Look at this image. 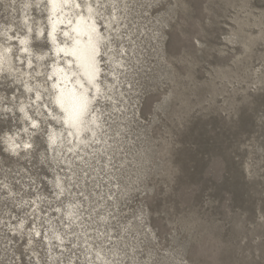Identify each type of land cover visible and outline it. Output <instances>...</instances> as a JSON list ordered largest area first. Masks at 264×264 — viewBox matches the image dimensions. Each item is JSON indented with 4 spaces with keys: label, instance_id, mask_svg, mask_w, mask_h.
<instances>
[{
    "label": "rangeland",
    "instance_id": "374dc122",
    "mask_svg": "<svg viewBox=\"0 0 264 264\" xmlns=\"http://www.w3.org/2000/svg\"><path fill=\"white\" fill-rule=\"evenodd\" d=\"M37 2L0 0V134L28 141L21 105L41 125L31 149L0 148V264H264V0L95 5L110 89L80 155L44 135L64 126Z\"/></svg>",
    "mask_w": 264,
    "mask_h": 264
},
{
    "label": "bare ground",
    "instance_id": "6f19581e",
    "mask_svg": "<svg viewBox=\"0 0 264 264\" xmlns=\"http://www.w3.org/2000/svg\"><path fill=\"white\" fill-rule=\"evenodd\" d=\"M44 1L46 2L47 6L46 29L43 31L40 27H38L35 31L38 34L41 32L43 33V36L46 37V42L51 47V49L55 44V46L67 48L68 52L75 50L77 56L80 57V60L78 61L76 56L65 55L64 53L56 54L55 52H51L50 60L52 61V65L49 68L50 72L48 75L51 76V74L57 69L66 71L67 68L71 66L74 71L80 74L79 78L85 87L88 88L89 96L93 101L83 114H78L75 116L74 126L71 129H69L67 125H63L64 127L60 131L56 132L51 130L55 141L52 145H56V147L59 148V151H61V148L64 147L67 151H70L71 154L80 155V152L85 153V148H89L91 143L96 142V139H98V133L96 131H98L102 125L100 124L102 118L98 108L100 105H102L101 102L104 100V95H106L107 90L110 89L108 88L109 84L104 86L103 83H101L104 82L103 79L105 77H103V79L101 78V82L97 80L101 67L99 59H97L96 56L99 51L100 53L102 52L101 48L104 46L103 41L105 42L106 38L101 34V28L98 29L96 16L94 15L96 13L94 6H100L103 0ZM53 3H55V7H53ZM93 27L95 28L94 32L92 31ZM26 28L28 30L32 29L30 24H27ZM76 29H79V31H76ZM9 37L12 39L11 35H9ZM24 37L25 36H20L17 38V41L20 43V40ZM93 46L95 47L97 53L95 55V65L98 71L95 74V79L91 82V84H89V79L84 74V69L80 67V64L87 61V59L91 56ZM19 47L21 49L23 48L21 44ZM25 55L28 57V68L35 61L37 68H40L43 61L38 60L37 57L41 55H37L35 61L31 58V55L26 53ZM9 58V54L7 59H5L3 55H0V69L10 67ZM58 79V76L50 79V90L54 91L53 85ZM106 83H108V81H106ZM35 90L36 96L38 93L40 95L39 100H43V96L41 95L40 91L38 89ZM35 104L39 106L37 101ZM47 110L51 115L53 110L49 106H47Z\"/></svg>",
    "mask_w": 264,
    "mask_h": 264
},
{
    "label": "clouds",
    "instance_id": "9594fccd",
    "mask_svg": "<svg viewBox=\"0 0 264 264\" xmlns=\"http://www.w3.org/2000/svg\"><path fill=\"white\" fill-rule=\"evenodd\" d=\"M33 5L30 2H26L24 7L26 9L31 8ZM40 4L37 2L36 7H39ZM10 27L5 29L3 33L0 35H4L5 37L8 36V32L10 31ZM43 33L38 34V38H41ZM31 43V39L29 36H25L23 39L20 40V44L23 46L21 49L24 53L31 55V48L28 46ZM12 51L11 48L6 46H0V55H3L5 59H7L8 54ZM51 52H55L56 54L64 53L68 55L67 48L53 46V48L49 52H45L43 55L37 57L38 60L43 61L46 57L51 55ZM31 66V65H30ZM39 75V73H37ZM79 73L74 71L71 66L67 68V70L57 69L54 71L49 79L54 77H59L57 82L53 85L54 91L51 92L49 96V104L52 106V114L51 119L56 120L62 126L67 125L69 129L74 126V119L75 116L80 114L81 106L82 105H89L92 104V99L89 96V90L85 85L81 82L79 78ZM89 84L91 82L88 81ZM26 91L32 92L33 88L28 87ZM40 99L39 93L36 96V100ZM19 112L22 113L23 119L25 121L31 120V129L33 131L29 132V129H24V132L29 133L28 141L21 140V134L17 132H4L0 134V148H3L4 151L9 153L10 155H18L21 150L24 149H31L32 144L30 142L31 137L36 134H40L41 132V125L40 123L35 120L31 119L29 113L26 111V106L21 105L18 108ZM2 112H11L13 111L12 108H0ZM84 113V112H83ZM46 136L47 142L51 145L53 144L54 137L51 131L44 133Z\"/></svg>",
    "mask_w": 264,
    "mask_h": 264
},
{
    "label": "snow or ice",
    "instance_id": "6c2138e0",
    "mask_svg": "<svg viewBox=\"0 0 264 264\" xmlns=\"http://www.w3.org/2000/svg\"><path fill=\"white\" fill-rule=\"evenodd\" d=\"M55 6H56L55 3H53V7H55ZM90 11H91V9H90ZM76 31H79V29H76ZM92 31L93 32L95 31L94 27H93ZM96 54H97L96 49L93 46L91 56L87 59V61L82 62L80 64V67H82L84 69V74L88 77L89 82H92L95 79V74L98 71V69L96 68V65H95V55ZM68 55L76 56L77 60L78 61L80 60V57L77 56V53L75 50L68 52ZM86 109H87V105L86 104L82 105L80 114H83V112Z\"/></svg>",
    "mask_w": 264,
    "mask_h": 264
}]
</instances>
